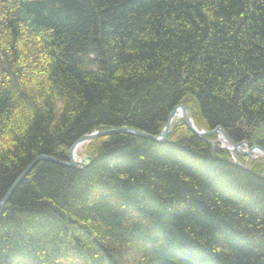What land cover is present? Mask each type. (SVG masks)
<instances>
[{"label": "trees", "instance_id": "obj_1", "mask_svg": "<svg viewBox=\"0 0 264 264\" xmlns=\"http://www.w3.org/2000/svg\"><path fill=\"white\" fill-rule=\"evenodd\" d=\"M180 103L264 147V0H0V201L30 165L0 264H264L262 158L244 170L178 121L54 161L92 130L155 136Z\"/></svg>", "mask_w": 264, "mask_h": 264}, {"label": "bare ground", "instance_id": "obj_2", "mask_svg": "<svg viewBox=\"0 0 264 264\" xmlns=\"http://www.w3.org/2000/svg\"><path fill=\"white\" fill-rule=\"evenodd\" d=\"M81 66H82V68H84V69H86L87 68V66H85V65H82L81 64ZM175 107V106H174ZM173 107V108H174ZM173 108H172V110H173ZM171 110V111H172ZM185 111H186V115L188 116V118L191 120V122H192V124H193V127L196 129V131L197 130H199V128L197 127V126H195V124H194V122H193V119H192V116L190 115V111L187 109V108H185ZM178 121H181V123H183V121H182V118L180 117V112L179 111H176V113L174 114V116H173V118H172V120H171V122H170V125L171 126H174ZM184 124V123H183ZM185 125V124H184ZM186 126V125H185ZM187 127V126H186ZM219 127H221V126H219ZM188 128V127H187ZM222 128V127H221ZM121 129H128V130H133V131H137V132H140V133H142V134H144L145 135V132L144 131H140V130H138V129H132V128H126V127H124V128H115V129H107V130H115V131H118V132H115V133H121V132H119ZM223 129V128H222ZM106 130V131H107ZM223 131L225 132V130L223 129ZM96 132H99V130H92L91 132H88V133H86V134H84V135H92V137L91 138H89V139H86L84 142L86 143V145H89L95 138H97V137H103V136H109V135H111V134H105V135H100V136H97L96 134ZM226 133V132H225ZM130 134H132V133H130ZM132 135H135V136H139V137H143V138H146L145 136H143V135H137V134H132ZM226 135H227V133H226ZM83 136V135H82ZM219 136V134H217V137ZM227 137H228V135H227ZM228 139L231 141V143H227L223 138H221V137H218V140L216 141V142H214L213 144H211V149H212V151H214V153H215V151L216 150H220V151H222V153H223V155H225V156H222L221 158H223V159H226V160H230L232 163H234V164H236L237 166H239L240 168H242V169H244V170H248V171H250L249 170V168H250V164L252 163V161L253 160H259V159H264V153L261 151V150H259V148H262L263 150H264V147H262L260 144H249L248 142H246L245 140L244 141H239V142H234L233 140H231L229 137H228ZM76 140H78V139H76ZM75 140V141H76ZM75 141L74 142H72L71 143V145H70V147L72 146V145H74V143H75ZM232 143H234V144H242L241 145V148H242V150H243V154H242V158H243V160L242 161H236V155L238 154V151H236V150H234L232 147H231V145H232ZM69 147V148H70ZM68 148V149H69ZM78 149H80V146L79 145H76L75 146V148H74V150H73V158L75 159V158H77V152H78ZM217 155H219V154H217ZM40 158V157H39ZM54 161H56V162H58V163H65V161H62V160H57V159H54ZM62 165H64V164H62ZM64 166H66V165H64ZM66 167H70V166H66ZM72 168V167H71ZM1 202V201H0ZM4 204V203H3ZM2 204V205H3ZM1 206V205H0Z\"/></svg>", "mask_w": 264, "mask_h": 264}, {"label": "water", "instance_id": "obj_3", "mask_svg": "<svg viewBox=\"0 0 264 264\" xmlns=\"http://www.w3.org/2000/svg\"><path fill=\"white\" fill-rule=\"evenodd\" d=\"M176 111H179L180 112V117L182 118V121L183 123L188 127V129L196 136L198 137H203V136H208V135H211V134H219L218 137H221L223 138L227 143H231V141L228 139L226 133L223 131V129L221 127H216L215 129L213 130H209V131H206V130H197L193 127V124L191 122V120L188 118V116L186 115V111H185V108L182 106V105H177L173 108V110L169 113L168 117H167V120H166V123L162 129V131L159 133L158 136H151L149 134H142L140 132H137V131H133V130H128V129H121L119 132H125V133H132V134H137V135H143L145 136L146 138H149V139H152V140H155V141H162L165 136L167 135L168 131L170 130V122L174 116V114L176 113ZM115 132H118V131H115V130H103V131H99V132H96L97 136H100V135H105V134H111V133H115ZM92 135H83L81 136L80 138H78V140L75 141L74 145H72L69 149V153H68V161L65 162V163H62L66 166H70V167H74V168H81V167H86L90 162H91V159L89 157H85V159H82L80 162H77V161H74L73 160V150L75 148L76 145H80L82 144L86 139H89L91 138ZM241 145L242 144H234L232 143L231 147L238 151V153L240 154H243V150L241 148ZM259 150H261L263 153H264V150L262 148H259ZM40 159H46V157L44 156H41ZM85 161L84 164H82V166H80L81 162L82 161ZM80 166V167H79ZM30 168V165L19 175V177L17 178V180L14 182V184L12 185V187L9 189V191L6 193V195L3 197V199L1 200L0 202V205H2L6 199L8 198V196L10 195V193L12 192L13 188L15 187V185L18 183L19 179L21 178V176H23L24 174H26L28 172Z\"/></svg>", "mask_w": 264, "mask_h": 264}, {"label": "rangeland", "instance_id": "obj_4", "mask_svg": "<svg viewBox=\"0 0 264 264\" xmlns=\"http://www.w3.org/2000/svg\"><path fill=\"white\" fill-rule=\"evenodd\" d=\"M218 139H216V138H214V139H212V141L211 142H216ZM86 143H84L83 145H82V147H84V145H85ZM81 147V149H80V153H82V154H84V153H86L84 150H83V148ZM82 151V152H81ZM81 154H77V156H78V158H80L81 156H80Z\"/></svg>", "mask_w": 264, "mask_h": 264}]
</instances>
